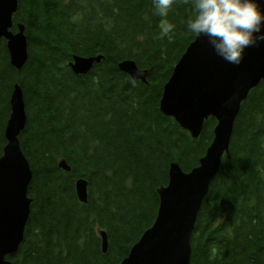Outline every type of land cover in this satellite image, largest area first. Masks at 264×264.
Instances as JSON below:
<instances>
[{
    "label": "trees",
    "instance_id": "16d2710c",
    "mask_svg": "<svg viewBox=\"0 0 264 264\" xmlns=\"http://www.w3.org/2000/svg\"><path fill=\"white\" fill-rule=\"evenodd\" d=\"M191 15L184 0L167 17L156 14L152 0H18L11 30L24 26L28 59L21 70L12 67L0 40V156L18 83L32 202L12 264H120L156 217L169 165L185 172L198 165L216 121L207 119L192 139L159 109L163 87L195 37L186 27ZM165 20L175 25L168 36L161 34ZM73 55L103 59L74 75ZM125 59L148 71L147 83L133 86L118 68ZM79 178L88 182L85 204L74 189ZM191 248V264H264V81L241 105Z\"/></svg>",
    "mask_w": 264,
    "mask_h": 264
},
{
    "label": "water",
    "instance_id": "95a60500",
    "mask_svg": "<svg viewBox=\"0 0 264 264\" xmlns=\"http://www.w3.org/2000/svg\"><path fill=\"white\" fill-rule=\"evenodd\" d=\"M17 6L18 0H0V40L6 41L10 65L21 70L28 59V45L22 24L17 25V31L11 30ZM102 59V55H73L68 66L74 75H86ZM118 68L131 79L134 77L135 82L147 83L148 71L139 68L134 60H123ZM262 81L264 46L247 49L238 66L217 57L204 37L195 36L187 46L163 87L159 109L192 139H198L205 121L213 118V137L198 165L190 171H183L176 162L169 165L167 185L157 189L156 217L120 264H191V237L199 210L223 158L229 157L241 105ZM9 103L6 145L0 156V264H12L8 257L17 253L24 239L32 202L28 196L32 171L19 140L27 121L20 84L13 85ZM59 167L70 171L64 160ZM74 189L78 201L85 204L87 180L77 179ZM99 233L106 253V232Z\"/></svg>",
    "mask_w": 264,
    "mask_h": 264
},
{
    "label": "clouds",
    "instance_id": "9594fccd",
    "mask_svg": "<svg viewBox=\"0 0 264 264\" xmlns=\"http://www.w3.org/2000/svg\"><path fill=\"white\" fill-rule=\"evenodd\" d=\"M176 0H152L156 14L167 17ZM193 10L186 22L188 32L204 37L214 54L232 65H240L246 50L264 46V0H184ZM175 25L163 21L162 35ZM135 85V78L131 80Z\"/></svg>",
    "mask_w": 264,
    "mask_h": 264
}]
</instances>
